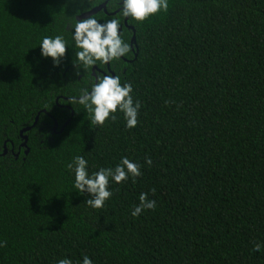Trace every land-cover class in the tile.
<instances>
[{"label": "trees", "instance_id": "obj_1", "mask_svg": "<svg viewBox=\"0 0 264 264\" xmlns=\"http://www.w3.org/2000/svg\"><path fill=\"white\" fill-rule=\"evenodd\" d=\"M119 1L0 0V264H264V0Z\"/></svg>", "mask_w": 264, "mask_h": 264}, {"label": "water", "instance_id": "obj_2", "mask_svg": "<svg viewBox=\"0 0 264 264\" xmlns=\"http://www.w3.org/2000/svg\"><path fill=\"white\" fill-rule=\"evenodd\" d=\"M122 1H123V0H122ZM106 2H107V1H105V2H103V3H101V4H99V5H97V6H95V7H93V8L90 9L89 11H86V12L82 13V14L79 15L77 18H78V19L88 18V17H90L91 15H93V14L97 13L98 11H100L101 9H104V11L107 12V9H106ZM124 9L127 11L126 16H125V18H124V24H125V26H127L129 29H132V30H133V35H132V37H131V46H132L133 43H135V41H136L135 28H134V26L128 24L129 10H128L127 7H124ZM113 13H115V12H113ZM121 28H122V27L119 26V28H118L117 31H113V24H111V25L109 26V30L113 31V33H115V34H118V33L121 31ZM132 47H133V46H132ZM106 60H107V65H108V69H109V54H108ZM92 73H94V71H92ZM112 77H113V81H112V82H114L115 74H114L113 72H112ZM107 82H108V77H107ZM112 82H111V83H112ZM111 83H110V84H111ZM95 86H96V83H95ZM92 90H93V89H92ZM92 90H91L90 92L86 93V95L89 94V93H91ZM84 96H85V95H84ZM37 118H38V117H36L35 123H36V121H37ZM31 126H32V125H31ZM31 126L24 127V128L21 130V133L23 132V130H29V129L31 128ZM56 127H57V122L55 121L54 128L56 129ZM24 138L26 139L27 136L24 135ZM25 145H26V143L23 142V143H22V146H25ZM28 151H29V150L26 149V150H25V153L27 154ZM4 153H6V144H5V143H4Z\"/></svg>", "mask_w": 264, "mask_h": 264}, {"label": "flooded vegetation", "instance_id": "obj_3", "mask_svg": "<svg viewBox=\"0 0 264 264\" xmlns=\"http://www.w3.org/2000/svg\"><path fill=\"white\" fill-rule=\"evenodd\" d=\"M123 3L124 2H122V1H119L118 2V6H120L119 7V10H124L125 11V9H124V7H126L125 5H123ZM126 16V15H125ZM95 69H97V71H98V73H100V75H102L103 76V79H104V81L106 82V83H108V84H110L112 81H113V77L111 76L112 75V70H110V68L108 69V65H107V69L106 70H102V69H100V68H98L96 65H94L93 66V69H92V71H94V73H91L92 75H93V77H94V86H95V83L97 84V81H98V75H97V73L95 72ZM107 77H108V82H107ZM110 77L112 78L111 79V81L109 80L110 79ZM115 80V79H114ZM113 83V82H112ZM111 83V84H112ZM38 119V118H37ZM37 122V121H36ZM57 128V127H56ZM53 130H55V128H53ZM24 135L25 136H27V134H25V133H21L20 132V138L23 140V142H25L26 143V145L25 146H22V141L19 143V145L17 146V152L15 153L14 152V145L12 144V147H11V149H10V152L11 153H13V154H15V156L17 157L18 155H19V153H20V151H21V149H24L25 150V147L27 148V139H28V136H27V138L25 139L24 138ZM8 152V149H7V147H6V153ZM3 154H5V153H3Z\"/></svg>", "mask_w": 264, "mask_h": 264}]
</instances>
